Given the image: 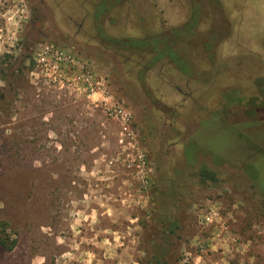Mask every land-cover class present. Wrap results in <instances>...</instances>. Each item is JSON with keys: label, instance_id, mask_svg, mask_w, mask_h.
I'll return each instance as SVG.
<instances>
[{"label": "rangeland", "instance_id": "374dc122", "mask_svg": "<svg viewBox=\"0 0 264 264\" xmlns=\"http://www.w3.org/2000/svg\"><path fill=\"white\" fill-rule=\"evenodd\" d=\"M174 30L187 73L111 43ZM41 44L106 76L144 167ZM1 222L0 264H264V0H0Z\"/></svg>", "mask_w": 264, "mask_h": 264}, {"label": "built area", "instance_id": "2783aa9c", "mask_svg": "<svg viewBox=\"0 0 264 264\" xmlns=\"http://www.w3.org/2000/svg\"><path fill=\"white\" fill-rule=\"evenodd\" d=\"M32 60L40 76L49 84L59 89L71 88L74 92L84 97L97 108H102L107 115L120 124L119 145L132 153L128 158L138 159L139 167H144V155L140 153L136 135L130 129L132 114L115 100L112 90L105 75L97 73L92 64L76 57L70 51L52 44L37 46L32 55ZM138 167V169H139ZM143 171L139 169L138 173ZM216 216L214 211L206 213Z\"/></svg>", "mask_w": 264, "mask_h": 264}, {"label": "trees", "instance_id": "16d2710c", "mask_svg": "<svg viewBox=\"0 0 264 264\" xmlns=\"http://www.w3.org/2000/svg\"><path fill=\"white\" fill-rule=\"evenodd\" d=\"M109 1V0H108ZM102 10H99L101 12ZM190 24L185 26L183 32L184 35L190 31ZM187 27V28H186ZM189 27V28H188ZM179 30H174L172 33H168L166 36L161 33L154 35L153 37H143V38H119L111 39L112 47L115 49L116 53L125 56L126 59L132 58V56L138 54L143 55V63L140 65L143 68H154L158 63H162L165 59L173 63L182 73H187L188 62L183 60L180 53L184 52L182 49L177 47V43L181 36L178 33ZM180 45V44H179ZM185 49V48H184ZM134 55H131V54ZM186 62V65L183 63ZM186 66V67H185ZM195 180L200 183H215L217 182V176L215 173L201 170L196 174ZM174 226V224H172ZM8 224L6 222L0 223V247L5 251H11L15 245L16 241L11 240L6 236Z\"/></svg>", "mask_w": 264, "mask_h": 264}]
</instances>
